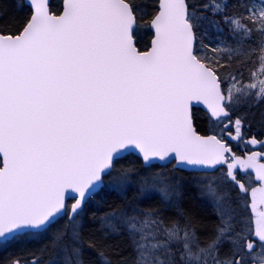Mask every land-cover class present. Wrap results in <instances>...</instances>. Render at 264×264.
<instances>
[{
    "label": "snow or ice",
    "instance_id": "6c2138e0",
    "mask_svg": "<svg viewBox=\"0 0 264 264\" xmlns=\"http://www.w3.org/2000/svg\"><path fill=\"white\" fill-rule=\"evenodd\" d=\"M231 6L243 11L230 13L227 0L199 6L157 0L147 51L137 46L146 12L138 0H64L60 14L49 10L47 0H35L17 32L0 28V242L50 232L46 247L58 251L60 264H85L87 249L100 264H128L123 257L113 262L112 245L105 243L124 235L131 264H264V249L253 256L257 241L250 238L264 245V211L247 229L231 196L211 179L201 186L216 216L211 225L183 210L163 217L135 205L105 214L98 241L85 236L82 217L104 177L120 192L132 183L134 170L116 167L124 152L138 150L145 163L167 158L202 171L221 164L252 168L264 180V163L255 154L241 159L222 142L229 126L242 139L244 121L232 120L230 110L248 99L264 100V81L258 88L244 84L239 67L217 74L225 56L239 65L258 52L264 66V0ZM201 9L219 19L208 20ZM209 30L215 38L205 45L200 33ZM201 101L214 118L227 121L220 139L193 127L192 107ZM230 179L247 191L235 176ZM138 191L158 193L172 206L179 182L153 173L139 177Z\"/></svg>",
    "mask_w": 264,
    "mask_h": 264
},
{
    "label": "trees",
    "instance_id": "16d2710c",
    "mask_svg": "<svg viewBox=\"0 0 264 264\" xmlns=\"http://www.w3.org/2000/svg\"><path fill=\"white\" fill-rule=\"evenodd\" d=\"M254 0H249L253 2ZM146 12L141 20V26L137 29L136 36L138 47L141 50H146L151 42L153 32L148 27V21L153 14L158 10L155 5L157 0H138ZM210 0H192L195 6L209 3ZM221 2V0H216ZM237 0H227L229 4L228 11L242 12V9L233 8L231 5ZM63 8V0H52L51 9L55 13H60ZM202 14L208 20H218V16L201 9ZM32 14V9L24 3V0H0V28H6L12 32H17ZM204 29H208L207 23L203 24ZM227 33V29H224ZM215 38V33L209 30V35L200 33V40L203 44L211 43ZM231 42V41H230ZM213 46H215L213 44ZM211 55V53H208ZM220 63L225 67L218 72V75H227L233 69L239 67L242 72V82L244 84H254L260 81L264 68L259 61V53L254 52L249 59L241 64H237L235 60L228 61L227 57H223ZM230 65V66H229ZM255 73V76H252ZM260 76V77H259ZM222 87H227L226 84ZM231 111V119L237 118L244 121V126L250 131L264 132V100L259 102L255 99L242 101L239 106ZM194 119L197 130L202 134L211 132L217 133L222 127L221 121L213 120L208 113L200 108L194 109ZM263 130V131H262ZM220 133V132H219ZM116 167L119 169L131 168L133 174L131 177L132 183L126 191L120 192L113 188L109 183V177H105V184L101 190L95 193L84 206L82 213L83 223L85 225V236L92 235L96 240L103 239V234L99 231L101 218L117 208H128L129 206L139 205L141 208H154L159 210L163 217H178L181 210L193 214L197 219L203 221L207 225H211L216 221V216L213 212V207L203 199L198 189L195 188L194 178L197 173L193 171L182 170L174 167V164L160 165L152 164L145 166L139 156L134 153H129L124 157L118 158L115 161ZM163 171V173L179 182V195L174 198L175 204L170 206L163 201L158 193H152L150 197H141L138 194V179L140 176H145L151 173ZM195 185V186H194ZM181 186V187H180ZM181 194V196H180ZM180 196V197H179ZM73 200L69 201V204ZM204 233L201 232V235ZM50 232L41 231L40 233L20 234L17 238L6 242H0V264H11L13 260L21 259L27 261V264H32V260L38 261V264H60L58 251L53 248L46 247L49 244ZM106 244L112 245L109 251L112 253L111 259L113 262L118 261L121 257L128 260V264L132 261V249L128 243L127 237L124 235L110 236ZM119 252L117 255L116 252ZM85 264H100V260L96 252L92 249H87L84 253Z\"/></svg>",
    "mask_w": 264,
    "mask_h": 264
},
{
    "label": "flooded vegetation",
    "instance_id": "af4514ba",
    "mask_svg": "<svg viewBox=\"0 0 264 264\" xmlns=\"http://www.w3.org/2000/svg\"><path fill=\"white\" fill-rule=\"evenodd\" d=\"M227 121H224L223 124H226ZM221 129L220 132H222ZM231 131L228 127L227 131H224V139L223 141L232 148V151L239 157L243 159H247L249 156L256 155V160L258 164L264 163V135L263 136H252L249 130L245 128L243 125L241 129L242 139H235L233 134V139H229L227 137V132ZM234 133V131H231ZM220 135V134H219ZM257 143L253 144L251 141L254 139ZM229 156V154H228ZM232 161L228 159V162ZM197 173L194 177V182L200 186H202V182H206L207 179H211L217 184L223 191L227 192L232 200L234 201V207L236 208L237 215L241 217L245 223V227L247 229L255 228V219L257 218V213L260 211H264V203L261 201L264 200V194H262L258 189L264 188V180H261L259 176L255 175L251 171L243 172L241 169H237L233 176L239 182L244 185L243 189L237 187V185L230 179V175L228 174L227 165H223L221 169H217L213 173L208 172H195ZM200 175L201 177H197ZM197 185L195 186L198 189ZM257 189L256 194L252 195V190ZM202 197V193L200 190H197ZM181 196V194H180ZM208 204L211 202L206 199ZM257 241L256 250L252 253L253 256L259 257L260 251L264 249V245H260L258 239L256 237H251ZM249 264H252L251 259L249 260Z\"/></svg>",
    "mask_w": 264,
    "mask_h": 264
},
{
    "label": "water",
    "instance_id": "95a60500",
    "mask_svg": "<svg viewBox=\"0 0 264 264\" xmlns=\"http://www.w3.org/2000/svg\"><path fill=\"white\" fill-rule=\"evenodd\" d=\"M51 2H52V0H47L48 7H49V10H50V11H52V10H51ZM24 3H25L26 5H28V6L32 9V14H33L34 7H35V0H24ZM63 3H64V0H63ZM62 9H63V8H62ZM52 12H53V11H52ZM61 12H62V10H61ZM61 12H60V13H61ZM60 13H58V14H60ZM32 14H31V15H32ZM150 29H151V28H150ZM151 30H152V29H151ZM152 32H153V30H152ZM152 38H153V36H152ZM151 40H152V39H151ZM137 46H138V45H137ZM150 47H151V42H150L149 47H148L146 50H141L139 47H138V48H139L141 51H147L148 49H150ZM195 108H200V109L204 110L206 113L209 114V116H210L212 119L217 120L216 118H214V117L211 115L210 110L207 108V106H206L202 101H201V102H194L193 107H192V122H193V127L196 129V131L198 132V134H200V135H202V136H212V135H214V134H208V135H205V134L200 133V132L197 130V127H196V125H195V119H194V109H195ZM217 139H219L218 136H217ZM222 142H223V141H222ZM129 153H134V154H136L137 156H139V157L141 158V160L143 161L144 165H146V166H149V165H152V164L166 165V164H169V163H172V162H173L174 167H175V168H178V169L187 170V171H202V170H199V169H197V168H195V167H192V166H185V165L177 166V162H176V160L173 159V160H171V162H169V161L167 160V158H165V160L153 159V160L149 161L148 163H145V161L143 160L142 154H141L138 150H137V151L124 152V153L122 154L121 157H124L125 155H127V154H129ZM121 157H119V158H121ZM225 157H227V153H225ZM117 159H118V158H117ZM232 162H233V161H232ZM232 162H230L229 164H231ZM222 165H223V164H221V165H217V166H212L211 168H208L207 171H208V172L214 171L215 169H217L218 167H220V166H222ZM238 168H241V170H242L243 172L251 171V172H253L255 175L258 176V174L256 173V170H255V169H252V168L244 169V168L239 167V166H238ZM235 170H236V169L229 170V168H228V173L231 175L233 172H235ZM104 180H105V177H104ZM103 186H104V185H102L101 188H100L99 190H101ZM99 190H97V192H98ZM97 192H96V193H97ZM70 200H74V199H72V198H66V203L69 204V201H70ZM74 202H75V200H74L72 203H74ZM72 203H71V204H72Z\"/></svg>",
    "mask_w": 264,
    "mask_h": 264
},
{
    "label": "rangeland",
    "instance_id": "374dc122",
    "mask_svg": "<svg viewBox=\"0 0 264 264\" xmlns=\"http://www.w3.org/2000/svg\"><path fill=\"white\" fill-rule=\"evenodd\" d=\"M253 2H256L257 4H259L260 0H254ZM262 76H263V77H262ZM259 77H260V76H259ZM261 77H262V78L260 79V81H264V73H262ZM260 81H257L256 83H254V84H252V85H255V86L258 88V87L260 86ZM229 129H230L231 131H234L233 128H232L231 126H229ZM241 129H242V127H241ZM233 134H234V136L236 137V132H235V131H234ZM156 173H162V174H164L163 171H158V172H156ZM151 174H153V173H151ZM148 175H149V174H148ZM197 177H201V176L198 175ZM137 187H138V186H137ZM200 192L202 193V191H201V186H200ZM138 194L141 195V193H140L139 191H138ZM202 195H203V194H202ZM141 197H144V196L141 195ZM174 198H176V197H174ZM174 198H173V199H174ZM22 234H23V233H22ZM57 259H58V258H57ZM53 260H54V259H53ZM53 260H52V262H53ZM52 262H51V263H52ZM51 263H49V264H51Z\"/></svg>",
    "mask_w": 264,
    "mask_h": 264
},
{
    "label": "bare ground",
    "instance_id": "6f19581e",
    "mask_svg": "<svg viewBox=\"0 0 264 264\" xmlns=\"http://www.w3.org/2000/svg\"><path fill=\"white\" fill-rule=\"evenodd\" d=\"M263 131V130H262ZM249 132H250V134H252V136H263L264 135V132H261V131H250L249 130ZM192 179H194V178H192ZM196 184V183H195ZM181 187V186H180ZM197 187H198V185H197ZM198 189L200 190V185H199V187H198ZM180 197V196H179ZM202 198L203 199H208L207 197H205L204 195H202ZM209 200V199H208ZM210 201V200H209Z\"/></svg>",
    "mask_w": 264,
    "mask_h": 264
}]
</instances>
